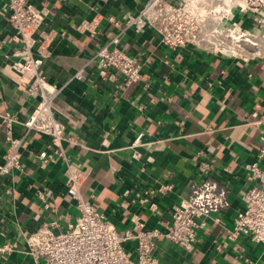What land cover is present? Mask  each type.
Here are the masks:
<instances>
[{
	"label": "crops",
	"instance_id": "1",
	"mask_svg": "<svg viewBox=\"0 0 264 264\" xmlns=\"http://www.w3.org/2000/svg\"><path fill=\"white\" fill-rule=\"evenodd\" d=\"M145 1L32 0L47 12L44 27L59 32L43 71L52 83L64 85L55 112L74 166L89 170L82 192L121 232L137 228V222L167 231L175 206L199 179L198 163L210 162V179L228 190L231 205L219 220L209 218L197 230L191 250L157 237L160 264H264L263 245L229 237L244 192L259 184L245 166L258 160L264 135V57L244 61L192 45L174 49L152 28H126L123 13L138 11ZM5 3L0 0V163L7 148L4 114L16 117L14 136L21 137L22 122L38 103L11 66L20 44L12 40ZM93 18L97 34L78 30L83 19ZM114 37L141 60L139 82L100 75L96 52ZM82 68L84 79L73 77ZM139 133L142 143L134 146ZM46 146V138L28 131L23 169L0 176V247L23 244L22 233L53 220L66 230L79 214L62 162L40 166L38 153ZM162 184H171L172 191L150 193ZM0 264L34 261L17 248L0 251Z\"/></svg>",
	"mask_w": 264,
	"mask_h": 264
},
{
	"label": "built area",
	"instance_id": "2",
	"mask_svg": "<svg viewBox=\"0 0 264 264\" xmlns=\"http://www.w3.org/2000/svg\"><path fill=\"white\" fill-rule=\"evenodd\" d=\"M214 1L146 0L138 11L126 10L121 20L126 28L137 31L152 28L160 42L170 48L192 45L244 61L264 57V24L243 18L242 2L232 6V2H238L224 0L227 8H221ZM4 10L13 28L12 40L20 44L11 66L19 80L27 85L28 92L38 96V103L22 122L24 134L21 137L14 136L16 117L9 112L4 114L7 148L0 163V176L23 169L25 138L28 131L34 130L47 140V146L38 153L40 166L62 162L67 187L79 214L68 223L66 230H59L58 222L53 220L33 232L22 233L23 244L7 243L0 251L9 253L21 249L32 257L34 264H160L156 238L161 235L186 250L194 248L197 230L204 228L209 218L219 220V214L231 205L228 190L210 179L214 171L212 164L198 163L199 179L193 184L190 196L175 206L172 225L167 231L148 228L143 222H137L135 229L119 231L104 213L94 208L91 199L84 196L82 186L89 170L75 167L63 144L65 126L56 115L55 104L64 85L52 83L43 71L59 32L44 27L47 12L32 0H6ZM97 27V18L83 19L78 24L79 31L92 34H97ZM118 42L119 38L114 37L99 46L96 58L100 75L118 77L125 84L139 82L143 78L141 60L125 51ZM73 77L84 79V69L75 72ZM142 139L143 133H139L133 145L141 144ZM135 155L140 158L142 154L137 150ZM245 168L259 184L244 192V204L238 210L229 237H243L264 246V135L260 138L258 160L247 163ZM172 189L171 184H162L150 193H167ZM150 208L156 210V202L151 201Z\"/></svg>",
	"mask_w": 264,
	"mask_h": 264
},
{
	"label": "rangeland",
	"instance_id": "3",
	"mask_svg": "<svg viewBox=\"0 0 264 264\" xmlns=\"http://www.w3.org/2000/svg\"><path fill=\"white\" fill-rule=\"evenodd\" d=\"M238 3L232 2L233 5L240 4L242 2L243 11L242 14L245 15L243 18H247L251 20L252 18L256 21V23L264 24V0H248L247 4L243 0H233ZM214 4L221 5V8H227L226 4H224V0H215ZM236 11L241 12L239 9ZM224 13V12H223ZM262 36H258V39H261ZM261 43L262 41L259 40ZM262 45V44H261Z\"/></svg>",
	"mask_w": 264,
	"mask_h": 264
}]
</instances>
